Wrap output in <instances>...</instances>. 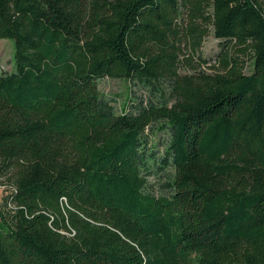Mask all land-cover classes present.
Masks as SVG:
<instances>
[{"label": "trees", "instance_id": "16d2710c", "mask_svg": "<svg viewBox=\"0 0 264 264\" xmlns=\"http://www.w3.org/2000/svg\"><path fill=\"white\" fill-rule=\"evenodd\" d=\"M0 39V264H264V0H0ZM106 77L149 97L117 112Z\"/></svg>", "mask_w": 264, "mask_h": 264}, {"label": "rangeland", "instance_id": "374dc122", "mask_svg": "<svg viewBox=\"0 0 264 264\" xmlns=\"http://www.w3.org/2000/svg\"><path fill=\"white\" fill-rule=\"evenodd\" d=\"M187 13L183 12L180 19V26L187 31V23L189 22ZM182 45V57H181V73L189 74L197 70H205L207 72H213L214 67L219 64L217 54L221 50V40L218 39L214 30L211 29L209 35L205 36L201 41V46L197 47L192 42V38H188L185 34L180 37ZM14 41L12 39H0V74L10 73L14 70ZM206 59L207 62L203 60ZM248 62L249 58H245ZM214 65V67H212ZM251 65L247 68L250 71ZM99 90L106 98L111 99L117 112H121L124 105L130 100V98H148L149 90L140 84H135L125 79H116L106 77L99 82ZM130 103V101H129ZM149 136V152H155L159 157L163 156L166 145L170 139L168 129H161L159 126H154L148 130ZM151 146L153 151H151ZM173 173L171 167L160 168L159 166H153L148 171L149 183L152 191L155 195L160 196L167 193V189L164 184L170 180V176ZM0 182L3 178H0ZM5 194V189L0 185V204Z\"/></svg>", "mask_w": 264, "mask_h": 264}]
</instances>
